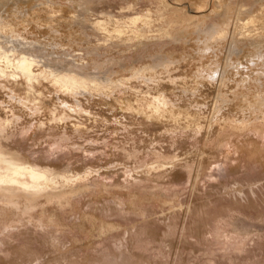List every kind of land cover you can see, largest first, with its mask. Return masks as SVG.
I'll return each instance as SVG.
<instances>
[{"label": "rangeland", "instance_id": "1", "mask_svg": "<svg viewBox=\"0 0 264 264\" xmlns=\"http://www.w3.org/2000/svg\"><path fill=\"white\" fill-rule=\"evenodd\" d=\"M0 66V264H264V0H0Z\"/></svg>", "mask_w": 264, "mask_h": 264}, {"label": "bare ground", "instance_id": "2", "mask_svg": "<svg viewBox=\"0 0 264 264\" xmlns=\"http://www.w3.org/2000/svg\"><path fill=\"white\" fill-rule=\"evenodd\" d=\"M25 56H22L15 64H16L17 68L21 70L24 78L30 82V80L35 77V73L31 69L32 64L34 63L35 59L33 60V58H28L27 56L26 57ZM2 70L0 68V74H3L2 72L4 70L3 71ZM50 72L52 73V75L56 76V77H54L55 79L62 80L64 86L74 88V90H72V93L75 94V96H76V94H78L77 93L78 89H76V88L80 85L81 81H83L82 80L83 78H80V77L75 76V75L54 74L52 71H50ZM18 74H21V73L19 72ZM77 105H79V104L76 103V105H74L71 108L74 109L75 107H78ZM6 157L2 154L1 148H0V182L19 184L23 187H29L30 186V187H33V189H34L37 186H40V183H41L40 180L41 179L46 178L44 172L39 170V169H36V167L34 168L32 166H27V165L15 163L14 162L15 160L14 161L11 160L12 158L9 160V159H6ZM41 186L43 187L44 185H41ZM37 189H38V187H37Z\"/></svg>", "mask_w": 264, "mask_h": 264}]
</instances>
